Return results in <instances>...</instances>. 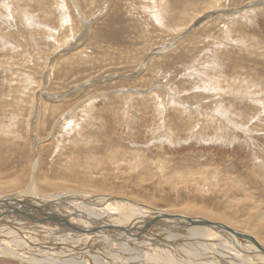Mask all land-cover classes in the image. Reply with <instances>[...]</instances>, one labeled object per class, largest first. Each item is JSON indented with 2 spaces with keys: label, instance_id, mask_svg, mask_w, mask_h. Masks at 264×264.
<instances>
[{
  "label": "rangeland",
  "instance_id": "obj_1",
  "mask_svg": "<svg viewBox=\"0 0 264 264\" xmlns=\"http://www.w3.org/2000/svg\"><path fill=\"white\" fill-rule=\"evenodd\" d=\"M210 1L0 0L1 181L264 216V0Z\"/></svg>",
  "mask_w": 264,
  "mask_h": 264
},
{
  "label": "bare ground",
  "instance_id": "obj_2",
  "mask_svg": "<svg viewBox=\"0 0 264 264\" xmlns=\"http://www.w3.org/2000/svg\"><path fill=\"white\" fill-rule=\"evenodd\" d=\"M218 2L221 0H211L200 14L207 12L208 17L214 12L212 9H215V5H221ZM196 15L185 14L178 19L177 29ZM2 107L5 110V106ZM8 107L6 111L13 113ZM33 154L35 156L34 151ZM39 163H35V170ZM3 176L4 171L0 170V191L5 190V193H0L1 197L20 189V193L25 190L28 199L22 197V194L0 199V257H14L22 264H186L185 257H189L194 264H264V241L260 242L251 236L253 233L261 237V231H258L264 228L262 210L249 213L256 206L253 199L245 209L227 212L212 211L207 206L192 204L182 207L183 210L173 205L168 210H162L155 207L157 203H150L148 198L115 196L111 194L116 190L115 187L94 188V193H86L81 189L58 187L61 183L56 184L46 176L39 179L37 173H30L26 174L28 183L25 187L13 190L12 182L6 184L1 181ZM77 177L93 179L86 172ZM106 182L109 183V180L106 179ZM39 188L50 189V192L56 194H52V198L42 195L39 198L37 194L44 191L40 193ZM183 213L194 219L180 216ZM184 223L201 233L190 230ZM215 228L221 230L219 237L228 239L215 238L212 233ZM117 240L124 241V244L116 247ZM112 248L125 255L117 254ZM95 252L97 255L92 256ZM201 252H207L208 256L205 257ZM241 256H245V259L238 258ZM158 258L163 260L155 262Z\"/></svg>",
  "mask_w": 264,
  "mask_h": 264
},
{
  "label": "water",
  "instance_id": "obj_3",
  "mask_svg": "<svg viewBox=\"0 0 264 264\" xmlns=\"http://www.w3.org/2000/svg\"><path fill=\"white\" fill-rule=\"evenodd\" d=\"M258 247V246H257ZM260 249V251H262V249L260 247H258ZM262 253V252H261Z\"/></svg>",
  "mask_w": 264,
  "mask_h": 264
}]
</instances>
